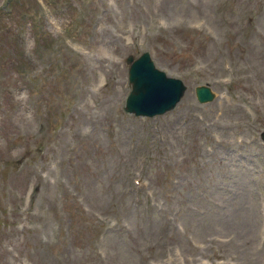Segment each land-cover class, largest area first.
I'll use <instances>...</instances> for the list:
<instances>
[{
  "label": "rangeland",
  "instance_id": "obj_1",
  "mask_svg": "<svg viewBox=\"0 0 264 264\" xmlns=\"http://www.w3.org/2000/svg\"><path fill=\"white\" fill-rule=\"evenodd\" d=\"M21 2L17 60L0 57V264H264V0ZM143 52L186 86L153 118L123 112Z\"/></svg>",
  "mask_w": 264,
  "mask_h": 264
},
{
  "label": "water",
  "instance_id": "obj_2",
  "mask_svg": "<svg viewBox=\"0 0 264 264\" xmlns=\"http://www.w3.org/2000/svg\"><path fill=\"white\" fill-rule=\"evenodd\" d=\"M130 80L133 92L128 99L127 110L137 115L152 116L172 109L184 91L179 81L167 79L162 73L154 70L146 57L131 66ZM196 94L200 102L212 99L206 88H198Z\"/></svg>",
  "mask_w": 264,
  "mask_h": 264
},
{
  "label": "bare ground",
  "instance_id": "obj_3",
  "mask_svg": "<svg viewBox=\"0 0 264 264\" xmlns=\"http://www.w3.org/2000/svg\"><path fill=\"white\" fill-rule=\"evenodd\" d=\"M252 26H253V29L257 26L256 23H255V21H254V23L252 24Z\"/></svg>",
  "mask_w": 264,
  "mask_h": 264
}]
</instances>
